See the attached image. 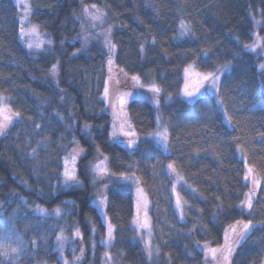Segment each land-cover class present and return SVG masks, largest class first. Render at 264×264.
Listing matches in <instances>:
<instances>
[{
  "label": "trees",
  "instance_id": "obj_1",
  "mask_svg": "<svg viewBox=\"0 0 264 264\" xmlns=\"http://www.w3.org/2000/svg\"><path fill=\"white\" fill-rule=\"evenodd\" d=\"M30 1V20L52 41L45 52L23 45L18 7L0 0V96L12 113L0 117V240L11 237L23 246L14 261L0 254V264H61L56 252L61 229L75 232L84 246L81 264H147L143 243L133 235L139 192L119 182L129 174L148 198L157 264H210L215 250L224 256L228 245L234 247L230 264H259L264 259V105L258 106L264 98V49L254 43V15L259 11L264 18V0ZM93 7L114 22L112 56L100 40L81 41L79 17ZM180 22L188 29L182 38ZM226 63L230 68L219 88L223 109L208 94L192 103L180 98L186 67L212 72ZM110 67L132 89L153 84L161 90L167 149L147 137L156 109L145 98L132 97L127 104L132 132L111 135L99 99L102 81L95 83V75L106 78ZM76 143L85 151L77 162L80 183L65 186L63 164ZM96 152L106 158L107 170L91 174ZM245 161L261 181L247 208ZM169 165L185 184L179 188L183 217L176 210ZM94 193L106 198L113 226L106 258ZM41 210L52 214L43 219Z\"/></svg>",
  "mask_w": 264,
  "mask_h": 264
},
{
  "label": "rangeland",
  "instance_id": "obj_2",
  "mask_svg": "<svg viewBox=\"0 0 264 264\" xmlns=\"http://www.w3.org/2000/svg\"><path fill=\"white\" fill-rule=\"evenodd\" d=\"M18 7L19 20H20V40L23 45L30 52H42L49 48L52 44L51 39L43 32V30L30 20V14L33 11V7L30 0H12ZM93 17H99L93 19ZM81 22V41L83 45L89 44L91 40H100L104 48L109 52V55H113L112 48H109V36L114 31L115 25L111 18L107 15L105 10L99 8H87L84 9L81 16L79 17ZM264 25V18L258 11L254 15V35L255 45L258 50L264 49V34L260 32L261 27ZM187 26L183 23H179V35L178 38L184 37L187 32ZM101 39H100V38ZM31 45V47H29ZM111 66V65H110ZM112 67V66H111ZM108 72V76L104 78L101 75H95V83L99 80L102 81V87L100 89L99 99L103 102L104 109L110 117V133L111 135H117L121 132L126 131L127 133L132 132L130 118L127 110V104L132 97L145 98L150 100L155 105V126L154 129L147 135V137L156 141L164 149H167L168 144V131L165 123L161 119V113L159 111V95L161 90L158 88L157 91L155 85H149L144 88H135L129 85L126 79L121 78L112 68ZM230 68V64L226 63L220 66L218 69L212 72H201L197 70L193 65L186 67L182 73V84L179 91L181 99L188 103H192L202 95L208 94L214 98L215 102L222 107V102L219 95L220 83L223 75ZM208 76L209 79H204ZM218 77L219 79H214ZM107 88V93L105 89ZM186 92L195 93L194 97H188L185 95ZM124 98L123 105H119V98ZM264 105V98L258 102V106ZM224 113V110H223ZM12 113L9 109L8 102L3 96H0V117L9 118ZM225 116V114H224ZM133 133L127 135L131 136ZM146 137V136H144ZM146 137V138H147ZM127 139H123L121 144L125 145ZM85 155V151L81 149L80 145L76 143L74 149L70 148L68 156L65 158L62 170V184L70 186L72 184H79L77 179V162ZM245 179L250 186L251 194L247 197L244 207H249V202L252 201V194L256 193L260 187V179L251 170L248 163L245 161ZM107 170L106 158L100 153L96 152L89 164V171L91 174L101 173ZM168 170L172 175V193L176 210L178 214L183 217V205L180 196V187L185 186L183 179L171 168ZM67 173V175H66ZM71 177V178H69ZM119 182L127 186L130 189L137 190L140 195V202L138 204L136 215L133 223V235L134 240L142 241L144 253L147 255V264H157V252L156 247L152 241L151 222L148 214L149 202L146 193L141 188L139 181L131 174L124 175L119 179ZM91 202L97 208L100 218L104 224V235L101 238L103 245V256L107 257L111 248L113 240V226L109 221L108 214L106 211V198L99 193H94L91 197ZM41 217L44 219L48 217L50 211L41 210L39 211ZM75 232L70 235L66 234V231L61 229L57 232L56 236V252L58 259L61 264H81L85 259V248L82 244H79ZM228 248L224 251V256H221L218 249L212 255V262L210 264H230L231 255L234 253L233 246H227ZM23 246H20L17 241L14 243L11 237H4L0 240V254L8 261H14L22 254ZM231 249V251H230ZM218 254L222 257L220 258ZM111 257H108L110 259ZM112 259V258H111ZM264 264V259L259 263Z\"/></svg>",
  "mask_w": 264,
  "mask_h": 264
},
{
  "label": "snow or ice",
  "instance_id": "obj_3",
  "mask_svg": "<svg viewBox=\"0 0 264 264\" xmlns=\"http://www.w3.org/2000/svg\"><path fill=\"white\" fill-rule=\"evenodd\" d=\"M98 18L99 17H93V19H98ZM29 47H31V45H29ZM111 47H114V45H112ZM53 69H55V66H53ZM204 79H209V77L208 76H205ZM214 79H219V78L218 77H215ZM153 91H157V89L154 88ZM105 92L107 93V88L105 89ZM185 95L188 96V97H194L195 96V93L186 92ZM121 103H123V100H121ZM171 167H172V165H169V168H171ZM66 175H67V173H66ZM69 178H71V177H69ZM248 206L251 207V203L250 202H249V205ZM57 214H59V213L57 212ZM250 227H251L250 222L247 223V224H244L243 230L241 232L242 238L244 237L245 233H247L248 231H250ZM230 251H231V249H230Z\"/></svg>",
  "mask_w": 264,
  "mask_h": 264
},
{
  "label": "water",
  "instance_id": "obj_4",
  "mask_svg": "<svg viewBox=\"0 0 264 264\" xmlns=\"http://www.w3.org/2000/svg\"><path fill=\"white\" fill-rule=\"evenodd\" d=\"M121 100H123L124 103V98L122 96L119 98V105H123V103H121Z\"/></svg>",
  "mask_w": 264,
  "mask_h": 264
}]
</instances>
